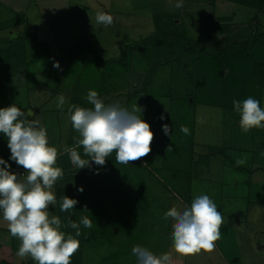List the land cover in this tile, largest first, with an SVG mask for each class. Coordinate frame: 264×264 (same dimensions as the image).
<instances>
[{
  "label": "rangeland",
  "instance_id": "374dc122",
  "mask_svg": "<svg viewBox=\"0 0 264 264\" xmlns=\"http://www.w3.org/2000/svg\"><path fill=\"white\" fill-rule=\"evenodd\" d=\"M244 1L239 4L228 0H0V24L7 25L0 30V107L13 103L19 107L30 106L29 109L34 111L32 119L46 127L49 143L58 149V153L68 140L65 129L77 132L70 117L63 113L69 110L72 105L70 100L77 94L79 97L87 96L93 88L103 90L106 105L119 103L129 110L135 108L139 112L142 109L143 118L151 123V151L130 161L129 164L133 165L124 167L125 176H110L111 162L105 161L103 166L90 162L76 172L99 170L93 178H71L63 183L66 177L62 176L54 184L52 191L57 203L55 207L49 205V215L61 219L62 231L66 233V224L70 222L66 212L60 211L64 195L78 201L75 208L68 211L72 212L69 215L72 221L75 215L79 220L82 216L93 214L98 220L93 221L92 227L96 238L86 241L82 251L78 249L73 254L71 264H81V259L83 264H136L132 255V246L135 245H141L156 255H170L171 264H264V128L254 127L247 132L241 129L239 114L233 108H227L232 105L233 92H217L222 75L216 74L215 69L210 67H205L202 73L200 58L195 59L196 67L190 65V57L180 55L179 47L176 50L174 47L171 52L149 46L134 51L132 59L122 65L104 63V66H97L99 60L118 58L130 41H139L157 31H182L183 34L187 31L188 36L210 50L216 46L215 38H222L221 45L227 46L245 42L255 32H264V5ZM177 3L181 6L176 7ZM100 11L113 16L110 25L96 22V14ZM19 17L25 19L21 26L12 25V21ZM80 38L88 39L90 48L84 44L71 57V51ZM35 39L45 43L49 53L55 57L43 51ZM11 45L15 46L17 54L8 52ZM92 49L100 58H95ZM263 54L264 50L257 49L256 58ZM172 59L174 65L168 66ZM54 60L59 62V68L53 67ZM212 60L215 58L208 62ZM112 67L119 74L106 76ZM229 69L224 70V75ZM58 73L61 76L59 85L58 78L54 77ZM180 73H185L187 77H180ZM237 74L241 71L237 70ZM144 87L151 96L149 102L146 100L148 103L139 96L128 99L134 90ZM233 94L236 98L238 93ZM60 95L66 100L62 109L56 104ZM172 96H186L200 104H197L190 123L195 125L194 129L187 127L189 134L176 136L182 142V155L173 154L171 150L164 159L163 147L158 145L162 138L167 140L162 125H170L169 111L185 107ZM262 99L260 105L264 108V88ZM210 101L218 104H206ZM161 114L165 119L161 120ZM57 116L63 118L60 123ZM62 133L65 139L59 146ZM190 147L193 149L191 157L187 152ZM9 156L7 137L0 133V157L8 160ZM179 156L184 157L179 162V168L186 165L188 172L184 173L176 167ZM238 159H243L245 163L238 165ZM163 162H166L167 168H176L175 174L164 168ZM10 171L17 173L21 180L28 174L20 167H11ZM140 172L152 175L151 184L144 183L137 192L133 187L124 192L125 187L118 183V179L131 182V176ZM98 179L99 183L96 182ZM89 182L92 187L88 186ZM58 184L67 186L66 190H70L73 196L63 194L65 190L60 192ZM81 187L82 192L79 191ZM147 188H150L149 191L144 192ZM88 193L99 194L108 207L115 205L113 216H122L120 211L128 210V213L137 216L143 212L147 220H141L129 235L120 233L115 226L114 234L110 233L104 239L103 227L118 220H108L103 209L93 213L91 205L84 202V195ZM202 194H207L216 203L223 216L221 236L214 242L215 247L211 251L177 253L171 242L173 222L171 219L156 220L154 216L163 217L170 207L183 211L185 207H190L194 197ZM104 222L107 224L103 226ZM119 226H122L121 223ZM0 228H8L2 214ZM143 234L148 239L146 244L142 240ZM0 237V241L6 243L0 246V264H35L30 256L21 258L16 255L20 240H12L10 232L1 229Z\"/></svg>",
  "mask_w": 264,
  "mask_h": 264
},
{
  "label": "clouds",
  "instance_id": "9594fccd",
  "mask_svg": "<svg viewBox=\"0 0 264 264\" xmlns=\"http://www.w3.org/2000/svg\"><path fill=\"white\" fill-rule=\"evenodd\" d=\"M175 6L180 7L181 4ZM112 21L110 14L97 12L98 24L107 26ZM53 67L59 68V62L54 60ZM86 100L92 107L75 104L69 107L72 127L80 139L75 147L64 148L78 169L89 165L90 161L103 166L113 152L116 153V163L129 164L151 151L153 131L143 118L142 109L138 112L119 103L106 105L94 89L88 91ZM65 103V97L60 95L57 107L62 109ZM232 103L243 131L264 128V108L259 100L248 96L243 100L234 99ZM31 115L15 103L0 107V133L7 137L10 149L8 160L0 157V214L8 222L11 235L20 240L16 252L18 257L30 256L35 264H71L73 254L80 247L81 225L91 229L93 221L86 215L79 222H73L69 217L68 227L75 230L73 235L61 230L62 221L58 216L49 215V205L55 207L57 203L52 189L63 176V170L56 166L58 149L49 143L46 127L38 120L26 118ZM160 118L165 119L163 114ZM179 130L189 134L186 126L182 125ZM162 131L165 135L170 134L168 124L162 125ZM80 146L88 159H83L77 151ZM9 161L27 170L25 179H19L17 173L10 171ZM236 163L242 165L245 161L238 159ZM79 191L82 192L83 188ZM77 203L75 198L64 195L60 211L68 212ZM163 218L173 222L171 242L177 253L211 251L221 236L223 216L207 194L194 197L190 207L183 211L170 208ZM132 255L136 264H171L172 260L170 255H156L141 245L133 246Z\"/></svg>",
  "mask_w": 264,
  "mask_h": 264
},
{
  "label": "trees",
  "instance_id": "16d2710c",
  "mask_svg": "<svg viewBox=\"0 0 264 264\" xmlns=\"http://www.w3.org/2000/svg\"><path fill=\"white\" fill-rule=\"evenodd\" d=\"M228 1H231L234 3H239V4H241L242 2H245L244 0H228ZM247 1H250V0H247ZM251 1L255 5H259V6L264 5V0H251ZM24 20H25L24 17H19L16 20L14 19V21H12L11 24L12 25L13 24L20 25ZM6 26H7L6 24L1 23L0 24V30L5 28ZM187 34H188L187 31H186V33L184 32V34L182 31H179V32L172 31L170 33L165 32V31H162V32L157 31L156 33H152L148 37L143 38L139 41H130L129 40L130 43H128L125 46V48L121 52V55L118 58H115L113 60H106V61H100L99 60V63L97 66H100V67H101V65L104 66V63L107 65H113V64L122 65V63H125V62L132 59V57L134 55V51L139 50V49H144V48H147L149 46H150V48L154 47V49L155 48L156 49H165V50H168L171 52H172V49L174 47H175V50L177 49V47H179L180 55H182L183 57L185 55H188L190 57V59L188 61V63L190 65L192 64V66L196 67L195 59L200 58L201 62L203 63L202 67L200 68L202 73H203V71H205V67H210V68L215 69L216 74L219 73V75H222L221 76L222 79L220 80L221 84L218 86V89H217V92H219L220 94H223L225 92L227 94H229V93L233 92V93H238V94L236 95L237 97L235 98V94L231 93L232 94L231 100H234V99L235 100H243V99H246L248 96H252L255 99L259 100L261 103L263 102L262 98H263V88H264V85H263V83H264V54L261 57L257 56V58H256V55H257V49L261 48L262 50H264V32L259 33V34L255 32L251 39H249L245 42H234L230 46L221 45L222 38L221 39L215 38V41H216L215 45L216 46H214L213 50L212 49L210 50L207 46L200 45L194 39V37L188 36ZM22 37L24 39V36H22ZM7 40L8 39H5L4 41L7 42ZM35 40L37 41L38 45H40L42 47L43 51L47 52V54L50 57H52V58L55 57L49 53V47L45 43H42V42L38 41L37 39H35ZM8 42H9V40H8ZM84 44L89 45V48H90L91 44H90L89 40L86 38H80L78 43L73 47V49L71 51V57L73 56L75 51H77V52L80 51L81 46ZM17 45L18 44L16 43L15 46L17 47ZM15 46L11 45L8 52L10 51L11 54H12V52H16V54H17V50H15ZM92 52L96 56L95 58H97V59L100 58L95 54L94 49H92ZM212 58H215V60L214 61L212 60V62L211 61L208 62ZM58 59L63 60V58H58ZM177 61H179L178 58H177ZM173 62L174 61L172 59V61L170 63L169 62H165V63L159 62L158 64H165L166 65L169 63L168 66H173L174 65ZM243 67H245L244 70H242ZM228 68H230V69L228 70L227 75H224V70L228 69ZM108 70L109 71L106 73V76H110V74H115V75L119 74V71L114 70L113 67L108 69ZM233 70H234V73L232 74ZM237 70H240L241 74L238 75ZM175 71H176V69H175ZM190 72L191 71H187V73H190ZM150 73H149V80L151 79ZM180 74H181L180 77H187L185 75V73H180ZM54 77L58 78L57 79V85H59L60 81H61L60 73L56 74V76H54ZM176 82H177V80H176ZM93 89H95L98 92L99 97L104 101L103 90L101 88H93ZM232 89H239L240 91L239 90H232ZM79 96L80 95L77 94L75 96V98L72 99V101L70 100L72 105L75 104L77 106L85 107V108L92 107V105H90L87 102L86 96H82V97H79ZM137 96H139L141 98L143 97V99L145 101L146 100L148 101L149 99L151 100V96L148 95V91H147L146 87L142 88L141 90H137V89L134 90V92L128 96V99H133L132 97H137ZM171 98L174 99L176 102L180 103L181 106H185V107L183 109L179 108L175 111H171V112L169 111V113H168V116H169L168 122L170 123V125H169L170 134L166 135V139H167L166 141L162 138V140L160 142H158V145L163 147L162 152H163V156H164L163 158L164 159L167 158V153H169L171 150H172L173 154L178 153L179 155H182V152L180 150L182 142L180 140L178 141L177 140L178 137H176V136L180 135L182 132H180V131L177 132V128L180 129V127L183 125V126L191 128L192 130L194 129L195 125L190 124V123L193 120L192 116L195 114L197 104H200V103H198V101H195L192 99L190 101L189 98H187L186 96L185 97L176 96L175 98L172 96ZM147 101H146V103L149 102V101L148 102ZM206 104H212L213 105V104H218V103L216 101H210V102H206ZM231 104H232L231 106L227 107L228 109L233 108V103L231 102ZM20 108H21V110L25 111L26 109H29L30 106L29 107L23 106ZM66 111L68 112L69 110L66 109ZM35 112L39 113L38 109H35ZM26 118L31 120L32 116H27ZM57 120L62 121L63 118L59 119V116H57ZM148 122L150 123V120H148ZM63 138L65 139V137L62 133L61 136L59 137V142H58V144H60L59 146H61L64 143V142H61ZM79 139H80L79 133L77 134V132L76 133L67 132V134H66V140L67 141H65L64 146L68 147V148L75 147L77 144V141ZM172 139L174 140L173 144H172ZM65 147H63V148L61 147L62 149L59 150L60 152L58 153L57 162H56V166L60 167L63 170V177L64 176L66 177L65 179H63L64 180L63 183H65V181L69 182L71 178H78L79 177L81 180H83V179L86 180V178H88V177L93 178L94 174L100 172L99 170L95 171L93 169H89V170L87 169L85 171H80L77 173L76 171L81 170L82 168L78 169L77 166L71 162L69 154L67 152H64ZM170 147H172V149ZM181 149L184 151L183 148H181ZM77 151L81 153V157L83 159H88V157L83 155V147L82 146L77 148ZM187 152L191 157L192 156L191 153L193 152V149L190 147L187 149ZM113 154H116V153L113 152L110 157L106 158V161L111 162V164H112V167H110V170H109L110 176H113L116 178L125 176V174L123 173L124 167L127 165H133V164L116 163L115 155H113ZM112 156L114 158V161H112ZM182 160H184V157L182 158V156H179L177 158L178 163H177L176 167L178 169H180V171H183L184 173L188 172L186 165L183 168H179L180 167L179 162ZM9 163L11 164V167H20L21 169H23V166L17 165L13 161H11ZM165 163L163 162V166H164V168H167V165ZM191 168H192V166L190 165V170H191ZM167 169L172 170L174 172L173 174H175V172H176V168H167ZM151 172H153V170H151ZM149 176H150V178H149ZM151 176L152 175L150 173H148L146 175V174H143L140 172L136 176H131L132 177L130 179L131 182H129L128 180H124V182H121V178H120V179H118V183H120L123 187H125V188H123L124 192H126L129 187H133V189L137 192L139 190L138 187L142 188L144 186L143 185L144 183L148 182L151 184V182H150V180L152 179ZM61 182H62V180H61ZM96 182L99 183L100 182L99 179ZM58 186L60 188V192L64 191V190L66 191V192L64 191L63 194L68 193L69 195L73 196L72 194L69 193L70 190H66L67 186L64 187L62 184L61 185L58 184ZM88 186L92 187V184H90V182H89ZM163 188L167 189L166 187H163ZM72 189H74V188H72ZM148 189H150V188H147L146 190H144V192H146ZM92 192H93V190H92ZM181 193L188 194V193H184V191H181ZM86 201H87V204L91 205L93 213H95L96 211H99L100 209H103L108 220H118L117 222L112 221L110 223V225H106L107 222L103 223V226L106 225L103 227L105 229H102V231H101L104 235L103 236L104 239H107L109 237L110 233L114 234L113 227H115V226L118 228L120 233L124 232L125 234L129 235V232L133 233L135 231L137 224L140 223L141 220H147L144 217L143 212L140 213V216H137V215H135V213H128L127 212L128 210L120 211L121 213H123L122 216H118V215L113 216V210H114L113 208H115V205L113 206V204H112L111 207H108L107 203L104 202V199L99 198V194L88 193L87 195H84V202H86ZM156 208L158 209V207H156ZM116 209H117V207H116ZM65 214L68 215L67 220H69L68 217L70 214H72V212H70V213L66 212ZM154 217L156 220H165L163 218L164 216L160 217V218H156L157 217V215H156ZM89 218L94 219L92 221L97 220L96 214L89 216ZM77 219H78V217H76V215H75L73 222H79L80 218H79V220H77ZM94 223L95 222H93V224ZM120 223L122 225L121 227L119 226ZM68 224H66V229H65L66 234H73L74 235L75 230L68 227ZM1 229H4V231L9 232L8 228H0V231H1ZM84 229L85 228L83 227V225H81V236L78 237V239L80 241V247H79L80 252L82 251L81 248L84 247V244L86 243V241H94V238H96V231L94 229H92V228L91 229H85V230ZM111 237H113V236H111ZM111 237L109 239H111ZM145 237L146 236L143 234L142 240H143V243L146 244L148 239H145ZM137 238H139V237H137ZM16 239L18 242L19 238L12 236V240L16 241ZM86 239H88V240H86ZM0 240H1V237H0ZM1 242L2 241H0V246L2 244L3 245L6 244L5 242H3L1 244ZM10 242H11V240H10ZM13 249H14V246H13ZM80 263L83 264V259H81Z\"/></svg>",
  "mask_w": 264,
  "mask_h": 264
},
{
  "label": "crops",
  "instance_id": "0c3cea01",
  "mask_svg": "<svg viewBox=\"0 0 264 264\" xmlns=\"http://www.w3.org/2000/svg\"><path fill=\"white\" fill-rule=\"evenodd\" d=\"M19 26H21V25H19ZM43 108H44V106H43ZM63 114H64L66 117H67V116L70 117V114H69L67 111H66L65 113H63ZM69 121H70V120H69ZM58 122H60V121H58ZM63 123H64V122H63ZM65 131H66V133H67V132L70 133V131H68V130H66V129H65ZM77 134H78V132H77ZM2 243H3V241L1 242V244H2ZM2 245H3V244H2ZM233 262H234V261H233ZM243 264H244V263H243Z\"/></svg>",
  "mask_w": 264,
  "mask_h": 264
},
{
  "label": "water",
  "instance_id": "95a60500",
  "mask_svg": "<svg viewBox=\"0 0 264 264\" xmlns=\"http://www.w3.org/2000/svg\"><path fill=\"white\" fill-rule=\"evenodd\" d=\"M111 16H112V15H111ZM112 17H113V16H112ZM26 112H27V113L30 112V113H32V115L34 114V111H33L32 109H27ZM32 115H31V116H32Z\"/></svg>",
  "mask_w": 264,
  "mask_h": 264
}]
</instances>
